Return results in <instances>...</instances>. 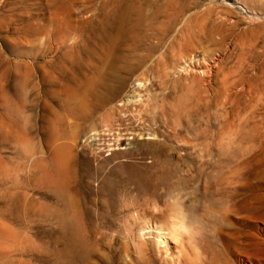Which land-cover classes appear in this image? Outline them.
Returning <instances> with one entry per match:
<instances>
[{"label":"rangeland","instance_id":"1","mask_svg":"<svg viewBox=\"0 0 264 264\" xmlns=\"http://www.w3.org/2000/svg\"><path fill=\"white\" fill-rule=\"evenodd\" d=\"M263 47L264 0H0V264H264Z\"/></svg>","mask_w":264,"mask_h":264},{"label":"bare ground","instance_id":"2","mask_svg":"<svg viewBox=\"0 0 264 264\" xmlns=\"http://www.w3.org/2000/svg\"><path fill=\"white\" fill-rule=\"evenodd\" d=\"M55 13V12H54ZM54 16V15H53ZM70 18H71V16L70 15H68ZM55 17V16H54ZM58 17H59V15H58ZM67 17V16H66ZM50 19V18H49ZM65 19V18H64ZM73 20V19H72ZM49 21V20H48ZM56 21V20H55ZM55 21H53V22H55ZM70 21V20H69ZM71 25V24H70ZM60 26V25H59ZM59 26H57V27H59ZM61 26H62V24H61ZM60 26V29L62 28V27H64V26H62L61 27ZM68 26V25H67ZM51 28V27H50ZM64 29V28H63ZM43 30V29H42ZM41 30V31H42ZM60 32V31H59ZM59 32H57V33H59ZM70 32V31H69ZM49 33V32H48ZM62 33V32H61ZM43 34H44V32H43ZM51 34V33H50ZM48 35V34H47ZM52 35V34H51ZM44 36V35H43ZM49 36V35H48ZM61 36V35H60ZM53 38V37H52ZM65 38V37H64ZM47 40V39H46ZM54 40V39H53ZM63 40V39H62ZM61 40V42H63ZM65 40V39H64ZM48 41V40H47ZM54 41H56V40H54ZM47 43V42H46ZM56 43V42H55ZM58 43V42H57ZM66 43V42H65ZM57 45V44H56ZM51 48V47H50ZM264 48V47H263ZM262 48V49H263ZM262 49H261V51H262ZM104 50V49H103ZM259 51V50H258ZM260 52V51H259ZM264 52V51H263ZM263 52H262V55H263ZM256 53V52H255ZM114 54V53H113ZM112 54V55H113ZM110 55V54H109ZM260 55V54H259ZM101 56H102V53H101ZM104 56V55H103ZM103 56L101 57V59L103 58ZM114 56V55H113ZM112 56V57H113ZM105 57V56H104ZM207 57V56H206ZM257 57H259V56H257ZM115 58V57H114ZM123 58V57H122ZM256 58V57H255ZM260 58H261V56H260ZM264 58V57H263ZM100 59V60H101ZM110 59V58H109ZM121 59V58H120ZM104 60V59H103ZM112 60V59H111ZM256 60V59H255ZM258 60V59H257ZM110 61V60H109ZM255 62V61H254ZM253 63V62H252ZM208 64V63H207ZM251 64V63H250ZM256 64H260V62H256ZM261 64H262V61H261ZM111 65V64H110ZM209 65V64H208ZM257 66V65H256ZM211 67V66H210ZM209 67V68H210ZM248 67V66H247ZM206 68V67H205ZM250 68H252V66H250ZM250 68L248 69V70H250ZM111 69V68H110ZM252 69H254V71H255V67L254 68H252ZM257 69V68H256ZM259 69V68H258ZM246 70H247V68H246ZM247 70V71H248ZM260 70V69H259ZM263 70V69H262ZM246 71V72H247ZM251 71V70H250ZM249 71V72H250ZM256 71H258V70H256ZM264 71V70H263ZM213 72V71H212ZM209 73V72H208ZM211 73V72H210ZM251 73H252V71H251ZM255 73V72H254ZM253 74V73H252ZM211 75V74H210ZM243 75V74H242ZM246 75V74H245ZM244 75V76H245ZM249 75V74H248ZM254 75H256V74H254ZM243 76V77H244ZM209 77V76H208ZM211 78H212V75L210 76ZM209 77V78H210ZM241 77V76H240ZM252 77V76H251ZM256 77V76H255ZM260 77H262V76H260ZM101 78H102V76H101ZM244 79H246L245 77H244ZM263 79V78H262ZM259 80V79H258ZM261 80V79H260ZM122 81V80H121ZM240 81V80H239ZM256 81V80H255ZM104 81H102V83L101 84H104L103 83ZM245 82H247V81H245ZM254 82V81H253ZM252 82V83H253ZM260 82V81H259ZM100 84V83H99ZM100 84V85H101ZM105 84H107V83H105ZM124 84V83H123ZM238 84V83H237ZM250 84V83H249ZM98 86V87H101V86ZM251 85V84H250ZM109 86V85H108ZM244 86V85H243ZM258 86V85H257ZM123 86H122V84H121V88H122ZM233 87H235V86H233ZM248 87V86H247ZM101 88H103V87H101ZM112 88V86L110 87V89ZM114 88V87H113ZM231 88V87H230ZM246 88V87H245ZM117 89V88H116ZM243 89V88H242ZM249 89H250V87H249ZM259 89H262V88H260L259 87ZM258 89V90H259ZM113 90V89H112ZM238 90V89H237ZM111 91V90H110ZM119 91V90H118ZM117 91V92H118ZM112 92V91H111ZM116 92V91H115ZM251 92V90H249V93ZM233 93V92H232ZM248 93V92H247ZM256 93V92H255ZM261 93V92H260ZM237 94V93H236ZM234 95V94H233ZM264 95V94H263ZM243 96V95H242ZM232 97V96H231ZM235 98V97H234ZM237 98V97H236ZM241 98L242 97H240V100H241ZM239 99V98H238ZM102 100H104V102H106L107 100L106 99H102ZM236 100V99H235ZM243 100V99H242ZM259 100V99H258ZM111 101V99H109L108 100V102H110ZM234 101V100H233ZM262 101V100H261ZM260 101V102H261ZM239 102H242V101H239ZM258 102V101H257ZM234 103V102H233ZM244 103V102H243ZM256 103V102H255ZM245 104V103H244ZM253 104V103H252ZM257 105V104H256ZM262 105H264V104H262ZM247 106V108H248V105H246ZM254 108V107H253ZM260 108V107H259ZM262 108V107H261ZM256 109V108H255ZM255 109H253V110H255ZM258 109V108H257ZM262 110H264V109H262ZM264 113V112H263ZM254 114V113H253ZM259 114H261L260 112L258 113V116H259ZM251 116V115H250ZM255 116V115H254ZM254 116H253V118H254ZM264 115H262V117H263ZM252 117V116H251ZM250 118V117H249ZM249 120V119H248ZM258 120H260V119H258ZM250 121V120H249ZM247 122V121H246ZM251 122V121H250ZM255 124V123H254ZM263 124V123H262ZM261 124V125H262ZM263 126V125H262ZM261 127V126H260ZM259 126H258V128H260ZM257 128V129H258ZM263 129V128H262ZM250 130V129H249ZM256 130V129H255ZM262 131V130H261ZM253 132V131H252ZM260 135V134H259ZM260 137V136H259ZM263 138V137H262ZM247 143H249V142H247ZM263 143H264V141H263ZM251 146V145H250ZM248 147V146H247ZM260 148V147H259ZM245 149H249V148H245ZM251 149H252V147H251ZM254 149V148H253ZM257 151H259V150H257ZM261 152L263 151V149L262 150H260ZM250 152V151H249ZM256 152V151H255ZM255 152H253V154L255 153ZM252 153V152H251ZM260 153V152H259ZM264 153V152H263ZM262 153V154H263ZM243 154H244V152H243ZM250 154V153H249ZM258 154V153H257ZM261 154V153H260ZM244 155H248V153L247 154H244ZM252 156V155H251ZM258 156V155H257ZM261 156V155H260ZM243 157V156H242ZM250 157V156H249ZM254 157V156H253ZM247 158V157H246ZM245 158V159H246ZM258 158V157H257ZM243 159H244V157H243ZM249 159V158H248ZM248 159H246V161L248 160ZM251 160H253L252 158H251ZM245 162V161H244ZM250 163V162H249ZM245 165H246V163H245ZM239 166H240V164H239ZM243 167V166H242ZM236 168V167H235ZM240 168V167H239ZM238 168V169H239ZM237 169V170H238ZM231 170V169H230ZM229 171V170H228ZM239 172H240V169L238 170ZM242 171V170H241ZM233 174V173H232ZM238 175H239V173H238ZM233 177V176H232ZM234 177H235V175H234ZM239 177V176H238ZM229 178V177H228ZM228 180H230V179H228ZM233 181V180H232ZM232 184V183H231ZM233 186V185H232ZM236 186V185H235ZM156 217V216H155ZM159 219H160V217H159ZM174 223V222H173ZM61 224H62V222H61ZM81 226V225H80ZM146 227V226H145ZM175 227V226H174ZM180 227V226H179ZM149 230L148 232H147V234L148 235H150L151 237H152V239L154 240V243L158 246V248H161V246H163V247H166L169 243H171L174 239H173V237L170 235V234H166L165 233V235H163L161 232H159L158 230H159V228H157V226H156V228L155 227H153V226H148L147 228H143L142 230ZM162 229V228H161ZM173 229V228H172ZM173 231V230H172ZM146 232V231H145ZM63 233H65V232H63ZM96 233V232H95ZM143 234V233H142ZM146 234V233H145ZM172 235H173V233H171ZM62 235H64V234H62ZM144 235V234H143ZM145 236V235H144ZM175 236H176V234H175ZM143 237V236H142ZM177 236L175 237V240L177 241ZM80 241V240H79ZM77 242V244L79 245V242H78V240L76 241ZM72 243V242H71ZM140 244V243H139ZM70 245H71V247L73 246V244H69V247H70ZM82 245H84V244H82ZM144 245V244H143ZM80 246V245H79ZM78 247V246H77ZM84 246H82V247H80V248H78L79 250H82V248H83ZM90 247V246H89ZM74 248H75V246H74ZM87 248V247H86ZM85 247H84V249H83V252L85 251V253L87 252ZM86 249V250H85ZM91 249H92V247H91ZM93 250V249H92ZM138 250H140V249H138ZM71 251H72V249H71ZM78 251V250H77ZM76 251V252H77ZM76 252H74V253H76ZM82 252V251H81ZM93 252V251H92ZM92 252H90V254L92 253ZM97 252V251H96ZM140 252V251H139ZM142 252V251H141ZM73 253V252H72ZM80 253V252H79ZM88 253V252H87ZM70 254H71V252H70ZM94 254H97V253H93V255ZM140 254V253H139ZM82 255V254H81ZM84 255V254H83ZM75 256H78V254H76ZM86 257L87 256H89V255H85ZM102 256V255H101ZM102 257H106V256H102ZM116 257V256H115ZM145 257V255H143V258ZM73 258L76 260L77 259V257L75 258L74 257V254H73ZM88 258V257H87ZM90 258V257H89ZM86 259V258H85ZM101 259V258H100ZM81 260V259H80ZM88 260V259H87ZM86 261V260H85ZM91 261H92V257H91ZM109 261H113L112 259L111 260H109ZM144 261H145V259H144ZM90 262V261H89ZM93 263L95 262L94 260L92 261ZM107 262V261H106ZM109 263V262H108ZM126 264H127V262H125ZM88 264V263H87ZM100 264V263H99ZM122 264V263H121Z\"/></svg>","mask_w":264,"mask_h":264}]
</instances>
